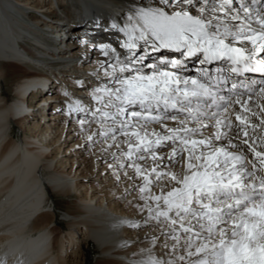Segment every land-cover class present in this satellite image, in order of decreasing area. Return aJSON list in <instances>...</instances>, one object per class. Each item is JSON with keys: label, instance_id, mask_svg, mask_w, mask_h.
Wrapping results in <instances>:
<instances>
[{"label": "bare ground", "instance_id": "6f19581e", "mask_svg": "<svg viewBox=\"0 0 264 264\" xmlns=\"http://www.w3.org/2000/svg\"><path fill=\"white\" fill-rule=\"evenodd\" d=\"M243 2L249 14L246 17L239 9L241 21L231 20L219 11L213 13L212 8L218 9L220 0H215V4L212 0L207 4L203 0H194V5L173 3L165 10L169 14L187 10L205 21L216 16L232 31H238L234 26L243 21L259 29L257 17H264V6L254 5L253 0ZM239 3L240 0H233V8L238 9ZM160 7L164 6L156 0H0V264H13L18 256L21 258L17 264H93L91 242L98 249L97 264H148L149 260L159 264L164 261L190 264L178 259L185 242V234L179 226H171L164 217L150 219L147 208L141 211L145 205L141 197L146 193L138 188L143 186L144 180L136 175L129 166L131 161L122 154L128 150L127 138L119 132L115 142L101 136L102 126L94 122L92 116L96 108L114 111L104 108L103 103L94 98L101 96L106 102L109 97L95 90L113 87L112 77L105 75V69L111 72L109 64L115 61L110 51L109 56H105L103 50L115 46L122 60L131 55L116 47L115 33L103 25L107 27L105 22L109 19L113 29L126 27L124 22H129L128 27L142 24L138 16L142 8ZM201 7L205 9L203 13L199 12ZM244 34L251 35L247 31ZM84 40L93 43L82 47L80 41ZM231 41L229 37L226 43ZM260 42L258 39L257 44ZM235 46L244 47L246 55L252 52L250 41ZM136 51L139 53V48ZM139 54L151 56L149 64L163 61L166 56L162 51L153 52L148 46ZM170 54V59L183 60L189 67L192 59L178 52ZM255 59H264V52L257 51ZM169 70H172L170 66ZM184 70L187 69L179 70L178 74L183 76L186 72L191 76L192 72ZM51 75H56L53 82ZM38 77L50 80V85L43 93L32 94L30 83ZM258 84L251 92H242L245 95L241 101L259 114L264 108V94L259 92L264 87V75L259 76ZM234 99L235 96L229 98ZM74 103L84 110L75 111L71 107ZM238 110L240 105L233 103L222 115L223 119L231 120L229 136L237 130ZM174 111L170 109L164 115ZM243 115L254 125H259V120L264 118L252 116L248 111ZM214 122L204 118L208 127L201 130L205 136L215 131ZM164 123L168 128L179 127L175 120ZM187 126L193 127V123L189 121ZM110 127L111 122L105 118L103 130ZM146 128L149 133L165 134L160 124L151 123ZM247 132L248 136L241 134L240 139L252 138L249 142L254 141L258 151L264 150L261 144L264 128H248ZM89 135L92 140L88 139ZM214 143L228 146L227 140ZM155 151L166 159L172 149L165 148L162 153L159 148ZM245 155L254 158L250 152ZM132 160L142 168L156 167L157 172L162 169L159 160H140L136 155ZM167 162L171 167L163 169L165 172L179 175L185 170L182 165ZM154 176L152 173L149 179L153 180ZM157 184L166 194L175 182L153 181L152 194L161 193ZM57 198L67 200L62 212ZM149 203L154 206V202ZM173 227L179 232V240L172 238Z\"/></svg>", "mask_w": 264, "mask_h": 264}, {"label": "snow or ice", "instance_id": "6c2138e0", "mask_svg": "<svg viewBox=\"0 0 264 264\" xmlns=\"http://www.w3.org/2000/svg\"><path fill=\"white\" fill-rule=\"evenodd\" d=\"M208 2L203 0L205 4ZM156 3L164 7L142 8L138 13L142 24L119 30L127 36L122 47L131 55L122 60L115 48L103 50L105 56H109L110 51L115 61L109 64L111 72L105 69V75L112 77L113 87L95 90L109 97L106 102L101 96L94 98L103 103L104 108L114 111L96 108L92 112L94 122L102 126L100 135L113 142L117 140V132L127 138L128 150L122 154L131 161L129 166L134 168L136 175L144 180L143 186L138 188L141 193H146L141 197L145 200L141 211L147 208L150 219L164 217L171 226L178 225L185 234V242L181 246L183 254L178 257L179 261L190 264H264V150L258 151L255 142H249L252 138L240 139L241 134L248 136V128H264V118L259 120V125H254L243 112L264 117V108L259 114L252 112L241 101L244 93L237 92L231 101L227 96L218 94L222 90L221 81L227 80L223 75L225 70L241 75L264 73V59L256 60L253 64L255 53L264 52V17H257L261 26L259 29L243 21L234 26L238 31H232L227 23L216 16L205 21L187 10L181 9L172 14L165 10L173 3L194 5V0H156ZM212 3L215 4V0ZM239 9L248 16L249 8L243 0H240L238 9L233 8V0H220L219 8L214 6L212 12L219 11L231 20L241 21ZM204 11L203 7L199 8L200 13ZM232 12L236 14L231 15ZM214 20L218 23L214 24ZM246 31L251 35H245ZM229 37L232 41L226 43ZM258 39L261 41L259 44ZM136 41L143 43L138 45ZM244 41L252 44V52L247 55L244 47L235 46ZM145 46L153 52L172 50L188 58L203 53L198 58L202 65H210L218 60L230 63L213 69L202 67L201 79H196L178 74L179 70L187 67L180 59L149 64L147 61L152 57L139 54L144 52ZM138 48L139 53L136 51ZM169 66L172 70H169ZM237 87L233 81L229 92ZM259 92L264 94V87ZM233 103L240 105L235 116L239 124L233 135L229 136L231 120L223 119L222 114L228 112ZM213 106L216 111H209ZM170 109L175 111L165 116L164 113ZM105 118L112 125L107 130H103ZM204 118L215 121V131L211 132L210 129V136H205L201 130L208 127ZM165 120L178 121L179 127L168 128ZM189 121L193 127L187 126ZM80 122L83 124V120ZM151 123L160 124L165 134L149 133L146 125ZM197 124L201 127H196ZM150 136L155 139H150ZM88 139L92 140V136L89 135ZM220 140H227L228 146L214 143ZM165 141L171 143L166 144ZM177 144L180 147H173ZM261 144L264 145V140H261ZM116 146L119 147V144ZM157 148L161 153L165 148H171V156L166 159L158 156ZM246 152L252 153L254 158L250 159ZM134 155L140 160H159L161 171L157 172L156 167L142 168L132 160ZM177 156L179 159H176ZM167 161L182 165L185 170L179 175L173 171L165 172L163 169L171 167ZM121 167L124 165L121 164ZM152 173L155 176L150 180ZM164 179L175 182V185L165 194L163 187L157 184L161 193L152 194L150 185L153 181ZM149 201L154 202V206ZM172 238L180 239L175 227L172 228ZM148 264L159 262L149 260ZM163 264L170 262L164 261Z\"/></svg>", "mask_w": 264, "mask_h": 264}, {"label": "rangeland", "instance_id": "374dc122", "mask_svg": "<svg viewBox=\"0 0 264 264\" xmlns=\"http://www.w3.org/2000/svg\"><path fill=\"white\" fill-rule=\"evenodd\" d=\"M52 113L53 112H51L50 114H52ZM27 123H28V119H27ZM71 126H73V123L71 124ZM87 155H88V153H87ZM57 201H58L59 210L62 212L65 209V207H66L67 200L66 199H58L57 198ZM60 211L58 212V214L61 213ZM90 248L92 250V256L95 257V260H93V264H97V261H98V258H97L98 249H97L96 245L93 244L92 242L90 243ZM84 253H87V251L84 250ZM80 261L81 260L79 259V262Z\"/></svg>", "mask_w": 264, "mask_h": 264}]
</instances>
